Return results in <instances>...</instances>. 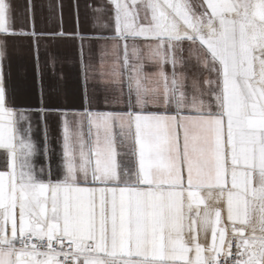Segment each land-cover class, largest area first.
<instances>
[{
  "label": "snow or ice",
  "instance_id": "obj_1",
  "mask_svg": "<svg viewBox=\"0 0 264 264\" xmlns=\"http://www.w3.org/2000/svg\"><path fill=\"white\" fill-rule=\"evenodd\" d=\"M74 7L37 32L0 0V264H264V0H97L89 33ZM43 37L78 41V103Z\"/></svg>",
  "mask_w": 264,
  "mask_h": 264
},
{
  "label": "crops",
  "instance_id": "obj_2",
  "mask_svg": "<svg viewBox=\"0 0 264 264\" xmlns=\"http://www.w3.org/2000/svg\"><path fill=\"white\" fill-rule=\"evenodd\" d=\"M28 2L29 0H12L14 12L18 23H26L28 20ZM34 5L35 12V26L37 32H52L59 27L58 14L57 19L50 22V12L48 10L49 0H31ZM97 0H63V28L65 31L74 32L76 30V8L79 6V30L83 33L92 31V12L86 7L87 5L96 3ZM78 41L71 39H53L50 37H43L39 41V61L45 73V86L56 82V78L52 75L49 66L51 56L55 57V73L56 76L61 74L64 77V93L59 98L53 96L54 101L59 103H67L73 105L78 103L79 83L78 75L72 61L77 56ZM18 54H13L11 58V72L13 77H23L18 81V94L23 97L26 86L31 83L33 76V66L35 49L30 42L24 41L18 43ZM38 98L32 97L33 100ZM53 137L55 132L52 133ZM36 138H40L39 132L36 133ZM53 146L55 141L53 140Z\"/></svg>",
  "mask_w": 264,
  "mask_h": 264
}]
</instances>
